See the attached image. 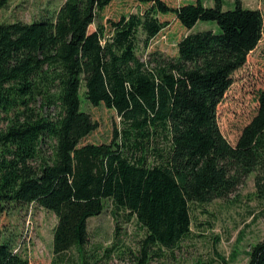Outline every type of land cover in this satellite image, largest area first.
I'll use <instances>...</instances> for the list:
<instances>
[{"label":"trees","instance_id":"trees-1","mask_svg":"<svg viewBox=\"0 0 264 264\" xmlns=\"http://www.w3.org/2000/svg\"><path fill=\"white\" fill-rule=\"evenodd\" d=\"M112 1L64 0L32 22H0V214L34 203L54 211L53 251L63 257L85 246L88 220L110 200L117 232L123 216L145 229L147 263L154 246L173 250L190 235L191 200L227 196L255 173L264 205V88L235 143L218 123L234 73L263 37L264 14L241 0L227 10L225 0H135L145 9L97 21ZM167 14L189 29L200 20L219 29L188 33L174 56L142 59L139 46L169 26ZM82 88L120 118L110 141L83 142L98 122L81 108ZM17 247L0 239V264H31ZM247 264H264V239Z\"/></svg>","mask_w":264,"mask_h":264},{"label":"rangeland","instance_id":"rangeland-1","mask_svg":"<svg viewBox=\"0 0 264 264\" xmlns=\"http://www.w3.org/2000/svg\"><path fill=\"white\" fill-rule=\"evenodd\" d=\"M173 6L194 0H165ZM214 6V0H202ZM64 0H10L0 9V22L21 20L32 22L51 15ZM244 7L259 8L264 14V0H241ZM235 0H225L223 9L235 8ZM146 5L135 0H113L99 13L97 21L118 19L123 14L144 10ZM169 21L150 46H139V56L147 59L151 51L165 55L177 54V43L190 32L214 28L216 21L200 20L191 29L177 21L175 15L162 16ZM96 29V23L90 26ZM264 88V32L256 49L250 53L246 64L233 75V82L218 106V123L224 135L235 143L243 126L257 109V93ZM80 94L82 110L88 111L98 122V127L85 139L86 142H106L112 138L114 122L119 123L115 110L104 104L93 105ZM192 231L173 250L154 246L151 257L143 263L142 240L146 231L135 217L120 219L116 229L111 214L113 205L106 200V208L88 220L90 238L83 248H72L63 257L53 251V229L57 224L54 211L38 204L13 206L0 214V239H11L31 264H247L252 245L264 239V205L256 196L255 173L238 183L227 196L212 200L190 201ZM221 257H224L223 260Z\"/></svg>","mask_w":264,"mask_h":264},{"label":"built area","instance_id":"built-area-1","mask_svg":"<svg viewBox=\"0 0 264 264\" xmlns=\"http://www.w3.org/2000/svg\"><path fill=\"white\" fill-rule=\"evenodd\" d=\"M16 250H19V247H17V249Z\"/></svg>","mask_w":264,"mask_h":264}]
</instances>
